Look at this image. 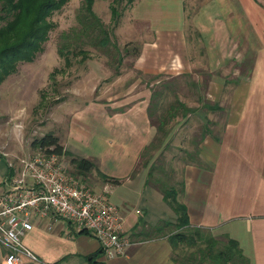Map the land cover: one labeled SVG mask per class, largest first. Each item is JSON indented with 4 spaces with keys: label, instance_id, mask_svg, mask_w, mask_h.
I'll return each mask as SVG.
<instances>
[{
    "label": "crops",
    "instance_id": "1",
    "mask_svg": "<svg viewBox=\"0 0 264 264\" xmlns=\"http://www.w3.org/2000/svg\"><path fill=\"white\" fill-rule=\"evenodd\" d=\"M248 1L236 0L235 4L230 0L226 7L225 0H215L216 23L213 15L210 21L206 8L208 23L202 26L201 46L208 48V53L216 48L217 56L202 54L199 62L203 71L209 65L217 71L210 77L205 94L219 104L223 122H216L214 129L203 134L195 159L183 166L177 185L178 199L187 207L192 226L219 237L229 235L239 241L252 264H264V5ZM165 24L157 26L156 32L176 31L175 25ZM145 46H161L160 38ZM231 54L236 58L232 62L239 66L230 77L222 69ZM250 54L252 58L247 59ZM149 60L158 62L137 59V66L144 67V61ZM185 60L184 71L192 72L196 59ZM240 64L249 66L246 75L240 72ZM103 75L86 72L68 89L73 101L81 104L72 110L68 136L65 140L58 137L70 158L84 157L94 162L95 168L80 177L93 188L110 190V199L124 219V233L133 243L126 255L108 259L92 235L72 232L66 222H58L51 231L46 228L47 222H37L24 237V245L47 264H177L172 259L169 234L162 235L158 228L160 223L176 220L177 215L154 182L159 177L153 172L150 179L152 165L147 161V150L155 149L150 146L162 133L159 121L154 123L149 115L151 92L138 91L136 85L116 93L124 89L107 86V82L102 85ZM230 78L235 80L233 86H225ZM47 83L46 78L44 87ZM7 96L1 91L0 192L9 161L31 154V145L16 123L22 108L12 107L13 98L9 103ZM5 119L8 124L3 126Z\"/></svg>",
    "mask_w": 264,
    "mask_h": 264
},
{
    "label": "rangeland",
    "instance_id": "2",
    "mask_svg": "<svg viewBox=\"0 0 264 264\" xmlns=\"http://www.w3.org/2000/svg\"><path fill=\"white\" fill-rule=\"evenodd\" d=\"M257 1L264 5V0ZM213 2L215 0H134L129 4L128 0L123 3H118V0H95L94 11L108 27L112 40L120 51L110 46L111 53L106 54L100 50L102 48L86 45L82 48L83 52L78 51V54H71L67 58L58 51L61 38L63 34L79 27L78 15L82 13L83 0H70L62 9L52 14L49 21L55 24V29L45 44L44 52L31 62L21 63L18 70L0 86V93L3 91L10 96H7V102L9 98H13L12 107L15 105L22 108L16 123L23 129L27 144L31 145L30 152L41 150L40 147H33L32 142L48 132L65 140L72 120V110L75 105V108H79L81 104L79 100L77 103L73 101L68 89L73 87L79 75L94 71L104 74L102 85L107 82V86L113 84L119 86L118 89H124L116 93L130 90L136 85L138 91L146 89L151 92V120L158 124L159 118L164 116L167 121L162 122L164 125L159 140L150 146L155 149L147 150V161L152 165L155 177L168 185H177L183 166L195 159L203 134L214 129L216 122H223L224 113L219 104L207 99L205 94L210 77L217 71L211 70L210 65L207 71H203L199 62L202 54L214 58L217 56L216 48L209 49L208 53V48L201 46L202 26L208 23L206 8L209 9L210 21L213 15L214 23L217 22V5ZM227 2L230 0H225L226 7ZM233 3L236 4V0ZM114 5L121 12L119 22H116L112 11ZM134 17L138 18L136 22L132 20ZM165 22H170L168 26L175 25L176 31L167 29L166 33H157V26L166 25ZM158 38L161 46H145L158 41ZM203 39L206 41V37ZM137 48L140 49L139 54H136ZM232 54L239 56L240 53ZM232 54L226 57L225 69H222L230 77L234 68L239 66V63L232 62V59H236ZM251 55L247 59H251ZM137 59H156L158 62L144 61V67L139 68ZM185 59H196L192 72L184 71ZM240 66V72H245L246 75L249 66ZM60 75L65 78L60 79ZM46 78L48 83L44 87ZM234 81L232 78L228 79L229 85L225 86H233ZM1 101L0 106L3 104ZM177 101L180 102L179 106ZM181 104L185 106L182 109ZM174 106L178 107L179 112L172 114L168 109ZM175 114L177 115L174 116ZM73 120L78 125V119L74 117ZM169 121L176 122L170 126L167 124ZM4 124H8L6 119L1 122V125ZM63 158L75 169L68 154H64ZM176 187L180 188L179 185ZM160 225L162 235L184 231V228H177L175 219ZM24 260L29 262L27 257Z\"/></svg>",
    "mask_w": 264,
    "mask_h": 264
},
{
    "label": "trees",
    "instance_id": "3",
    "mask_svg": "<svg viewBox=\"0 0 264 264\" xmlns=\"http://www.w3.org/2000/svg\"><path fill=\"white\" fill-rule=\"evenodd\" d=\"M69 1L0 0V85L18 70L21 63L31 62L44 52L45 44L55 29V24L50 22L49 18ZM133 1L128 0V3L131 4ZM123 2L124 0H118V3ZM94 3L95 0H83L82 13L78 15L79 27L62 35L58 50L60 55L66 58L71 54L76 55L78 51L83 52L82 48L86 45L102 48L100 50L106 54L111 53L110 46L119 49L112 40L108 27L95 13ZM112 11L116 16V22H119L121 12L118 7L114 5ZM139 52L140 49L137 48L136 54ZM179 104L177 101L178 106ZM184 107L181 104L180 108ZM168 111L174 114L179 112V109L174 106ZM149 115L153 116L151 107ZM158 121L159 127L163 129L162 122L167 120L162 116ZM32 146L40 147L47 152L68 154L58 135L53 132L34 139ZM71 163L75 168L74 173L78 175H86L95 168L94 162L84 157H72ZM153 172L155 171L152 168L150 179ZM154 182L161 187L166 202L175 211L177 228H184V231L171 232L168 235L173 248L172 259L177 264H252L236 239L229 235L215 236L205 228L190 224L187 207L179 201V189L175 185H168L160 178H156Z\"/></svg>",
    "mask_w": 264,
    "mask_h": 264
},
{
    "label": "built area",
    "instance_id": "4",
    "mask_svg": "<svg viewBox=\"0 0 264 264\" xmlns=\"http://www.w3.org/2000/svg\"><path fill=\"white\" fill-rule=\"evenodd\" d=\"M80 176L63 155L43 149L9 161L0 192L1 264H47L23 242L37 222H47L50 231L66 222L72 232L95 237L106 258L126 255L133 241L110 190L93 188Z\"/></svg>",
    "mask_w": 264,
    "mask_h": 264
}]
</instances>
